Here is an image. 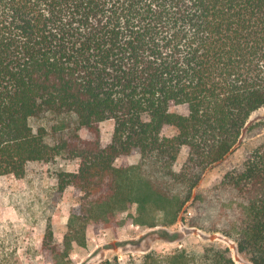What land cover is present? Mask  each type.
<instances>
[{
    "label": "trees",
    "instance_id": "1",
    "mask_svg": "<svg viewBox=\"0 0 264 264\" xmlns=\"http://www.w3.org/2000/svg\"><path fill=\"white\" fill-rule=\"evenodd\" d=\"M263 107L264 0H0V178L80 160L58 174L59 193L73 186L81 199L64 242L50 227L42 244L63 245V260L90 225L115 229L124 213L173 225L191 208L190 226L224 233L264 264V140L240 168L228 160ZM134 154L139 164L115 165ZM220 164L224 177L196 193ZM129 264L237 262L212 246Z\"/></svg>",
    "mask_w": 264,
    "mask_h": 264
},
{
    "label": "rangeland",
    "instance_id": "2",
    "mask_svg": "<svg viewBox=\"0 0 264 264\" xmlns=\"http://www.w3.org/2000/svg\"><path fill=\"white\" fill-rule=\"evenodd\" d=\"M114 128L113 120L101 124L104 142L112 140ZM172 133V130L168 132ZM263 140L264 107L250 116L237 146L229 155L232 167L240 168L247 154ZM186 157L187 151L184 150L179 158L180 165ZM140 161L141 155L134 154L116 160L115 165H137ZM79 164V159L59 156L49 163L29 164L22 179L15 176L0 178V264H107L115 260L122 264L141 263L151 252L170 255L176 250L186 249L202 253L212 246L229 247L237 264H251L239 254L234 239L222 232L190 226L187 220L192 213L191 208H187L173 225L159 223L153 228L143 227L135 224L128 213L120 215V225L115 229H98L90 225L84 237L80 235V239L74 242L70 255L64 260L63 245L59 246L58 252L44 250L42 244L50 227L60 243L68 233L71 210L79 205L81 199L73 186L59 193L58 174L62 171L76 172ZM226 171L225 164L210 167L196 193L222 179Z\"/></svg>",
    "mask_w": 264,
    "mask_h": 264
}]
</instances>
